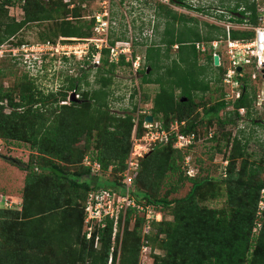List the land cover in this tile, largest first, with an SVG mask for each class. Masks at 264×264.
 <instances>
[{"label":"trees","instance_id":"16d2710c","mask_svg":"<svg viewBox=\"0 0 264 264\" xmlns=\"http://www.w3.org/2000/svg\"><path fill=\"white\" fill-rule=\"evenodd\" d=\"M23 1L22 19L16 21L9 16L8 7L19 4V0H0V45L14 39L25 27L44 22H53V27L39 35L41 43H54L59 38L89 39L94 35L93 20H81L82 5L93 0H71L72 9L63 0ZM214 1L222 11L232 15L228 22L241 24L249 13V24L257 25L256 5L250 0ZM170 5L210 15L208 9L194 6L190 0H170ZM240 8L243 10L239 11ZM156 9L153 32L158 38L146 46L145 65L136 72L139 86L158 87L150 113L167 130L175 121H184L178 133L194 134L196 142L200 128L216 126L223 144L219 146L215 133L208 141L216 143L217 150H224L225 177L198 173L187 176L182 164L190 152L174 149L172 134L167 144L157 145L140 159L132 193L138 203L161 212L164 220L152 223L148 235H142V220L135 216L131 224L135 212L130 210L120 246L119 235L115 244L111 243V223H107L105 229L98 231L99 244L95 248L97 233L90 240L83 234L85 201L90 192L115 184L91 175L82 161L88 156L100 165L103 173L110 169L115 181L125 169L137 108L123 115L115 114L109 109V100L114 70L122 66L130 68V63L123 56L117 64L109 62L108 50L104 49L100 64L95 67L90 61L95 50L91 49L81 63L96 68L97 88L90 87L86 74H81L85 90L79 87L80 79L66 78V86L47 94L23 74L11 88L0 83V140L22 143L29 150L26 163L4 158L24 172L25 177L20 209H0V264H108L112 246L110 264H138L143 238L162 252L153 256V264H264V210L261 228L252 235L259 194L264 190V144L259 145V158L251 160L254 154L248 152L250 134L238 132L241 136L232 138L230 132H224L228 126H237L239 108L245 110L246 120L259 125L251 118L256 114L253 109L256 93L245 85L240 99L233 104L234 110L225 112L227 106L222 101L220 86L222 70L213 67L211 55L202 60L194 46L197 42L217 40L223 29L160 3ZM216 20L226 21L222 14L216 15ZM252 36V32H231L232 39ZM108 40L113 45L125 38L110 36ZM13 44L23 43L14 40ZM139 90H134L130 98L139 94ZM73 91L80 93L81 101L60 105ZM216 93L218 97L214 96ZM6 109L10 111L5 112ZM142 132L139 120L137 133ZM186 182L190 185L188 192L183 197L170 198ZM164 183L169 189L161 196L159 191ZM218 201H222L220 207L209 206ZM166 216L171 220L167 221Z\"/></svg>","mask_w":264,"mask_h":264},{"label":"built area","instance_id":"2783aa9c","mask_svg":"<svg viewBox=\"0 0 264 264\" xmlns=\"http://www.w3.org/2000/svg\"><path fill=\"white\" fill-rule=\"evenodd\" d=\"M45 3L55 0H43ZM69 3V8L72 9L74 4L71 0H63ZM98 9L87 16L88 20H93L92 33L94 34L89 39H65L59 38L56 42L46 41L43 43L33 44H13V39L2 43L0 45V59L8 58L11 63L19 66L23 70L35 73L41 72L43 65L46 61L57 59L58 62L66 60H76L81 62L87 58L91 49L95 50L92 54L91 64L94 66L99 65L102 50H108L109 62L117 64L121 56L125 58V62L130 63V69L133 74L140 69L139 57L132 58L131 47L127 41H115L113 45L109 44L108 36L110 32V13H111V0H96ZM165 6L172 7L170 0H158ZM256 5L257 12V25L251 26L248 22L249 13L245 14L241 24H233L227 20L231 19L232 15L222 10H217L218 14L225 16L226 21L221 22L220 26L223 29V34L217 40L212 42H197L194 44L195 49L201 55L209 54L218 57V66L222 74L220 77V86L222 88L223 98L222 101L226 104L225 112L233 111V104L240 99L244 86H251L257 80L264 79V0H250ZM23 0H19V4L9 6V16L13 17L11 12L16 10L21 15L23 11L21 5ZM83 7V5H82ZM174 7V6H173ZM243 10L240 8L239 11ZM18 21V20H16ZM252 32L253 36L249 39H232L231 32ZM47 59L44 60L43 57ZM238 68L240 70L238 71ZM251 83V84H250ZM72 93V92H70ZM69 93V94H70ZM264 102V86L258 93L253 103L260 106ZM66 103V102H63ZM239 119H245V110L239 108L237 111ZM224 112H221L223 115ZM151 115L149 110H142L137 108L136 114L133 116V129L131 133V150L125 161V169L121 174H118V180L115 181L110 175V169L103 173L100 165L92 161L86 156L82 161V166L88 167L93 176L100 177L103 180L112 182L115 186H107L99 188L88 194L84 206V220H83V234L87 240L94 237V246L98 247L99 235L98 231L106 228L107 223H111V243L114 245L116 237L122 234L126 214L130 210H134L131 223L138 216L142 220V235H148L151 231L152 223L161 222L163 214L150 205L138 203L133 196L134 188V175L139 170L140 159L157 145H165L169 141L172 134L175 136L172 147L180 150L182 153L190 152L192 146L196 144L194 134L180 135L178 132L185 122L178 123L175 121L170 124L169 129H164L160 122L153 119L151 124L144 122V117ZM141 121L143 132L139 135L137 133L138 121ZM208 138H211L209 134ZM192 147V148H190ZM190 148V149H189ZM227 161L223 162L220 177H225V168ZM182 170L189 177H194L197 172L194 167L193 160L189 154H186L182 164ZM21 202L14 197L2 200L0 209L19 210ZM264 210V190L260 191L259 200L257 203L256 220L252 229V235H256L261 228V213ZM113 246L110 249L108 262H111V254ZM149 259V245L144 238L139 254V261Z\"/></svg>","mask_w":264,"mask_h":264},{"label":"rangeland","instance_id":"374dc122","mask_svg":"<svg viewBox=\"0 0 264 264\" xmlns=\"http://www.w3.org/2000/svg\"><path fill=\"white\" fill-rule=\"evenodd\" d=\"M157 3H160L158 0H123V3H120V0H111V13H110V32L109 36L112 38H117L124 36L125 41L129 42L131 47V53L135 57L141 59L140 66L144 67V55L146 46L149 45L152 41L157 40L158 34L153 32V26L157 22L158 10L156 9ZM190 3L194 6H201L209 10L210 15L204 16L195 12H188L178 7H169L172 10L176 11L179 14H185L190 17L195 18L201 22H207L209 24H214L220 26L221 22L216 20L217 10H221L217 1L214 0H190ZM161 4V3H160ZM98 9V4L96 0L92 2L88 1L83 4L81 20L87 22V16H90ZM12 18L20 21L22 15L14 10L11 12ZM75 22V21H73ZM53 27V22H44L40 24H33L25 27L21 30L13 39V41L21 40L23 44H33L41 43L38 39L41 33H46L48 28ZM58 41V40H57ZM51 42V41H50ZM56 42V41H55ZM176 49V46L173 47V51ZM204 55H200L203 60ZM93 60L90 57V61ZM89 61V62H90ZM43 65L41 72L35 73V71L27 72L20 68L19 66L14 65L9 61L8 58L0 59V83L4 88H11L16 86L17 81L21 78L23 74H26L29 79L34 83V85L44 94L47 93H56L63 86L67 85L66 78H78L80 79V88L85 90L84 79L81 77V74H86V80L89 83L90 87L97 88L94 85L96 78V68L88 67L79 63L76 60L70 61H61L58 62L57 59L52 61H46ZM100 64V63H99ZM98 67V66H95ZM3 74V76H2ZM112 95L109 100V109L111 112L119 115L130 113L133 110V107L140 108L142 110H149L152 107L151 101L154 95L156 94L158 87L156 85H143L139 86L140 82L137 78V75H134L132 70L128 67L122 66L117 67L114 70L112 78ZM252 85L255 93H258L260 89L264 86V79L257 80L253 82ZM251 84V83H250ZM251 87V86H249ZM139 90V94L131 99L130 96L134 90ZM73 93V100L76 103L81 101L80 93ZM71 94V93H70ZM70 94L66 99V103H69ZM215 97H218V93L214 94ZM208 98V95L205 96V99ZM66 103H60L66 104ZM253 109L256 114H253V118L256 123L259 125L252 124L249 120L241 119L238 121L237 126H228L224 129V132H230L231 137L241 136L238 132H243L245 136H251L250 142L248 145L249 154H254L253 159H258L261 154L260 144H264V102L257 106L253 105ZM9 109H6L5 112H9ZM136 113H134L135 115ZM199 140L196 142L190 151V156L193 160L194 167L199 176H210L212 178H219L223 162L226 161L223 159L224 150L223 148L217 150L216 143L209 142L208 136L213 133L216 136H220V130L216 126H212L209 129L200 128ZM219 146L224 142L223 139L218 137ZM29 157L28 147L22 143H5L0 140V205L2 206V200L4 197L11 198L14 197L21 202V190L23 188V182L25 173L20 171L15 166L9 164L4 158H11L20 162L26 163ZM166 181V180H165ZM167 182V181H166ZM189 184L186 182L177 192L172 193L170 198H179L183 197L189 189ZM169 189V185L164 183L163 187L160 189V195L162 196ZM222 204V201L209 204L210 207L218 208ZM164 216V215H163ZM167 221L171 220L170 216H166ZM164 220V217L163 219ZM132 224V223H131ZM154 232V231H153ZM157 247L149 245V259L143 261L145 264H153V256L161 255L162 252ZM120 251L118 248V254L116 255V263H118V258ZM109 264V262H108ZM138 264H142L141 260L138 261Z\"/></svg>","mask_w":264,"mask_h":264},{"label":"water","instance_id":"95a60500","mask_svg":"<svg viewBox=\"0 0 264 264\" xmlns=\"http://www.w3.org/2000/svg\"><path fill=\"white\" fill-rule=\"evenodd\" d=\"M212 61H213V65L216 67L218 66V57L217 56H213L212 58ZM240 70V68H238V71ZM70 98H69V102H75L73 100V93L70 94ZM153 121V117L152 115H147L144 117V122L148 123V124H151Z\"/></svg>","mask_w":264,"mask_h":264},{"label":"flooded vegetation","instance_id":"af4514ba","mask_svg":"<svg viewBox=\"0 0 264 264\" xmlns=\"http://www.w3.org/2000/svg\"><path fill=\"white\" fill-rule=\"evenodd\" d=\"M39 90H40V88H39ZM41 91H42V89H41Z\"/></svg>","mask_w":264,"mask_h":264}]
</instances>
